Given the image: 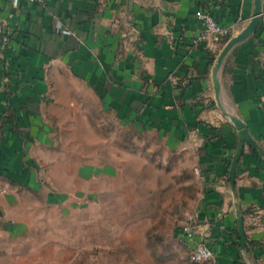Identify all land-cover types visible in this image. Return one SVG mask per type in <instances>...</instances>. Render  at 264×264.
I'll list each match as a JSON object with an SVG mask.
<instances>
[{"label": "crops", "instance_id": "obj_1", "mask_svg": "<svg viewBox=\"0 0 264 264\" xmlns=\"http://www.w3.org/2000/svg\"><path fill=\"white\" fill-rule=\"evenodd\" d=\"M199 7L232 28L229 38L253 13L252 0H19L17 8L0 0L8 35L0 43V264H67L77 256V238L74 246L64 241L63 194L46 190L40 176L51 122L112 117L195 155L197 229L191 241L183 224L176 232L188 259L203 239L214 259L200 264H264V157L245 144L233 192L238 135L212 85L229 38L198 40ZM219 83L222 106L264 151V17L228 53Z\"/></svg>", "mask_w": 264, "mask_h": 264}, {"label": "rangeland", "instance_id": "obj_2", "mask_svg": "<svg viewBox=\"0 0 264 264\" xmlns=\"http://www.w3.org/2000/svg\"><path fill=\"white\" fill-rule=\"evenodd\" d=\"M51 124L40 176L46 190L63 194L64 241H78L67 264H192L176 237L198 197L192 152L113 117Z\"/></svg>", "mask_w": 264, "mask_h": 264}, {"label": "water", "instance_id": "obj_3", "mask_svg": "<svg viewBox=\"0 0 264 264\" xmlns=\"http://www.w3.org/2000/svg\"><path fill=\"white\" fill-rule=\"evenodd\" d=\"M252 1H253V13L249 23L245 26V28H243V30L240 33L227 40L221 52L219 53L212 70V85H213L217 106L222 111L224 116L227 117L229 122L233 125L238 135L236 151L232 158L229 168V183H230V188L233 192L235 190V170L245 144L251 146L252 148H255L259 152V154L264 157V151L252 139V137L248 132L246 124L236 115L226 111L220 101L219 76L222 67L224 65V62L226 60V57L234 46H236L238 43H240L241 41H243L244 39H246L248 36H250L256 31L260 20V16L262 12V2L261 0H252ZM237 228L241 242V248L243 249L245 247V237H244V230L242 224V217L239 210H237Z\"/></svg>", "mask_w": 264, "mask_h": 264}, {"label": "built area", "instance_id": "obj_4", "mask_svg": "<svg viewBox=\"0 0 264 264\" xmlns=\"http://www.w3.org/2000/svg\"><path fill=\"white\" fill-rule=\"evenodd\" d=\"M30 3H42V0H27ZM261 2L264 3V0H261ZM11 4L13 8H17L19 4V0H11ZM261 16L264 17V10L261 12ZM194 17L199 22L202 32L200 36L198 37V40H221L224 38H229V36L232 34V28L230 27H224L219 24H217L208 10L205 8L199 7L194 12ZM6 22L3 20H0V43H7L8 42V35L4 34L6 29ZM197 229L195 217L193 214L189 215L185 222L182 225L181 231L183 234V237L191 241L194 238L195 231ZM214 259V255L210 248L207 246L206 242L203 239L196 240L193 248L190 251L189 254V261L192 264H200L205 262H211Z\"/></svg>", "mask_w": 264, "mask_h": 264}, {"label": "trees", "instance_id": "obj_5", "mask_svg": "<svg viewBox=\"0 0 264 264\" xmlns=\"http://www.w3.org/2000/svg\"><path fill=\"white\" fill-rule=\"evenodd\" d=\"M222 43H225L226 42V39H222V41H221Z\"/></svg>", "mask_w": 264, "mask_h": 264}]
</instances>
